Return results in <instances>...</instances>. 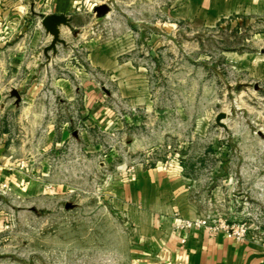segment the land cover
<instances>
[{
	"label": "rangeland",
	"instance_id": "rangeland-1",
	"mask_svg": "<svg viewBox=\"0 0 264 264\" xmlns=\"http://www.w3.org/2000/svg\"><path fill=\"white\" fill-rule=\"evenodd\" d=\"M92 3L109 4L111 14L96 32L87 18L85 26L92 27L80 35V45L95 37L102 56L131 61L139 81L126 84L122 95L119 85L90 64L88 44L65 49L42 67L34 100L39 117L83 130L81 100L60 91L77 92L79 68L80 75L117 93L111 105L119 111L134 108L138 122L102 131L100 160L70 156L66 173L72 189L66 200L47 202V195L31 198L26 190L0 192V264H163L153 243L142 239L150 226H138L140 215L131 218L113 187L134 177L138 165L173 160L190 179L196 215L246 224L247 237L264 245V0H258L257 14L215 24L170 19L174 0ZM159 9L166 12L160 19ZM44 16L38 13L39 21ZM65 57L69 61L61 62ZM61 78L69 82L55 80ZM30 84L5 82L7 110L0 118L9 134L21 129L23 138L19 125L29 104L22 95ZM13 86L20 89L19 102ZM222 112L227 128L217 123Z\"/></svg>",
	"mask_w": 264,
	"mask_h": 264
},
{
	"label": "crops",
	"instance_id": "crops-1",
	"mask_svg": "<svg viewBox=\"0 0 264 264\" xmlns=\"http://www.w3.org/2000/svg\"><path fill=\"white\" fill-rule=\"evenodd\" d=\"M92 1L0 0V118L7 110L5 82L31 83L27 95H22L29 104L24 107L25 116L21 117L25 122L19 125L24 130V138L21 129L17 134L15 131L9 134L0 122V192L5 191L6 185L7 189L15 192L29 191L31 198L47 195L44 200L52 203L66 200L72 189L66 173L70 156L100 160L103 145L101 132L122 130L138 122L139 116L134 108L132 111H119L117 106L111 105V100L118 97L117 93L107 89L100 80L80 75L82 72L79 68L74 78L81 82L77 87L81 90L60 91L69 99L81 100L83 130L71 129L69 121L57 123L39 117V108L34 100L41 90L37 85L41 80L42 67L51 66L57 58L53 56L65 49H83L88 44L90 64L94 68L99 67L110 82L119 85L122 95L125 94L122 88L126 84L139 81L133 63L119 60L114 55L102 56L103 45L99 41L96 43L95 37L80 45V35L92 26L96 32V26L111 14L97 15L94 9L102 3ZM257 3L258 0H174L169 18L215 24L237 14H257ZM82 4L85 5L84 11ZM87 6L89 11L86 10ZM42 8L45 11H40ZM38 13L67 14L72 19L71 28H62V37L63 33L70 37H63L66 43L58 46L56 54L45 53L52 36L42 26ZM165 14L164 10L159 9V19ZM87 18L93 20L90 23L92 26H85ZM69 58L60 60L69 61ZM46 60L50 62L45 63ZM55 80L64 84L69 82L66 78ZM13 90L20 92L17 86H13ZM123 112L124 115L121 114ZM117 113L122 116L118 117ZM73 150L74 154L71 155ZM189 180L176 160L151 168L138 165L134 177L113 187V195L117 201L121 198V206L124 205L132 219L135 214L140 215L138 226L144 222L150 226V231L143 233L142 239L146 243H153L163 264H264V245L255 239L247 237L239 241L228 237L223 231L211 235L205 229L178 228L179 219L174 216L175 213L183 218L202 216L191 210ZM183 238H186V242H182Z\"/></svg>",
	"mask_w": 264,
	"mask_h": 264
},
{
	"label": "water",
	"instance_id": "water-1",
	"mask_svg": "<svg viewBox=\"0 0 264 264\" xmlns=\"http://www.w3.org/2000/svg\"><path fill=\"white\" fill-rule=\"evenodd\" d=\"M95 12L99 16H106L111 12V6L107 3L97 5ZM42 26L46 32L52 36L51 43L45 48V53L48 55L50 51L57 53L59 44H65L66 40L62 37V28L72 26V19L67 14L51 13L47 14L42 19ZM12 94L17 97L18 102L21 100V95L18 90H13ZM227 118V114L222 112L217 116V123L224 128L227 124L223 120Z\"/></svg>",
	"mask_w": 264,
	"mask_h": 264
},
{
	"label": "built area",
	"instance_id": "built-area-1",
	"mask_svg": "<svg viewBox=\"0 0 264 264\" xmlns=\"http://www.w3.org/2000/svg\"><path fill=\"white\" fill-rule=\"evenodd\" d=\"M5 188H7L6 185ZM174 216L179 219L178 228L181 230L205 229L211 235L223 231L228 237L235 238L239 241H243L247 238L248 228L246 224L230 225L225 221L221 222L211 219L210 216L183 218L179 213H175ZM182 242H186V238H183Z\"/></svg>",
	"mask_w": 264,
	"mask_h": 264
}]
</instances>
